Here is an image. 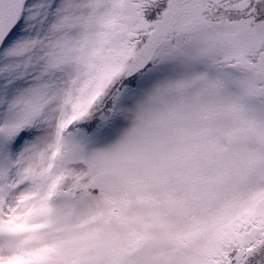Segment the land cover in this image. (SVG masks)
Returning a JSON list of instances; mask_svg holds the SVG:
<instances>
[{
    "label": "snow or ice",
    "instance_id": "1",
    "mask_svg": "<svg viewBox=\"0 0 264 264\" xmlns=\"http://www.w3.org/2000/svg\"><path fill=\"white\" fill-rule=\"evenodd\" d=\"M0 264H264V0H0Z\"/></svg>",
    "mask_w": 264,
    "mask_h": 264
}]
</instances>
